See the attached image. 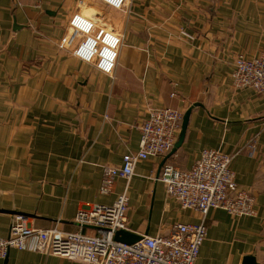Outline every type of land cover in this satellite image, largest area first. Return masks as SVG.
<instances>
[{"label": "crops", "instance_id": "1", "mask_svg": "<svg viewBox=\"0 0 264 264\" xmlns=\"http://www.w3.org/2000/svg\"><path fill=\"white\" fill-rule=\"evenodd\" d=\"M95 7L106 23L89 17L122 37L113 76L59 47L71 16ZM263 52L264 0H128L122 10L100 0H0V236L13 212L75 231L79 210L125 190L133 232L196 223L199 212L166 194L162 163L189 169L213 148L234 155L236 182L255 197L256 214L210 210L196 264H242L248 255L264 263V94L232 78L240 55ZM153 106L192 107L181 146L140 161L129 182L117 179L102 194L104 166L139 149ZM7 264L87 263L12 248Z\"/></svg>", "mask_w": 264, "mask_h": 264}, {"label": "built area", "instance_id": "2", "mask_svg": "<svg viewBox=\"0 0 264 264\" xmlns=\"http://www.w3.org/2000/svg\"><path fill=\"white\" fill-rule=\"evenodd\" d=\"M100 1L122 10L128 0ZM182 35L193 38L183 30ZM121 45L120 33L83 13L71 16L68 33L59 42L60 48L110 76L114 75ZM232 78L236 87H251L264 94V52L253 58L240 55ZM183 116L184 112L177 108L151 107L140 125L139 149L125 154L121 166H104L100 192L111 193L117 179L129 182L140 161L166 157L178 140ZM233 158V154L210 148L203 150L189 169L169 162L163 165L159 180L166 194L183 209L199 212L196 223L177 222L167 234H142L132 244L116 241L119 230L131 231L130 197L125 190L110 204H93L79 210L74 218L78 226L75 231L62 228L60 221L50 228H40L30 224L26 214H12L8 236H0V260L14 248L34 249L87 264H196L207 236L210 210L222 209L234 217L256 214L255 197L236 182Z\"/></svg>", "mask_w": 264, "mask_h": 264}, {"label": "water", "instance_id": "3", "mask_svg": "<svg viewBox=\"0 0 264 264\" xmlns=\"http://www.w3.org/2000/svg\"><path fill=\"white\" fill-rule=\"evenodd\" d=\"M191 112H192V107H190L184 113L183 121H182V127H181V131H180L178 140L175 143L174 148L170 151V153L167 156H170L173 153H175V151L181 146V144L184 140L185 134H186V130L188 127ZM164 163H165V160L162 164L164 165ZM14 213H20V212H13L12 214H14ZM146 234H147V232H146ZM141 237H142L141 234L130 231V230H119L115 235V240L119 241V242L127 243V244H132V243L140 240ZM4 264H7V257L4 261ZM242 264H264V263H259L254 255H248L244 258V261Z\"/></svg>", "mask_w": 264, "mask_h": 264}, {"label": "rangeland", "instance_id": "4", "mask_svg": "<svg viewBox=\"0 0 264 264\" xmlns=\"http://www.w3.org/2000/svg\"><path fill=\"white\" fill-rule=\"evenodd\" d=\"M94 9H96V10H94V13H84L85 15H87V16H91L90 14H93V15H95L96 17H98L99 19H100V21H103V18H104V20H105V15H104V13L101 11V10H97L98 9V7H95ZM102 19V20H101ZM106 21V20H105ZM109 21V20H108ZM103 23H106V22H104L103 21ZM108 23V22H107ZM107 26H108V28L109 29H112L111 28V26L109 25V24H106Z\"/></svg>", "mask_w": 264, "mask_h": 264}]
</instances>
